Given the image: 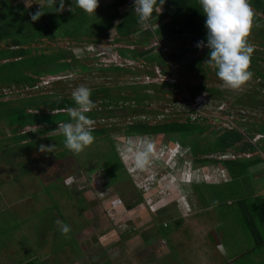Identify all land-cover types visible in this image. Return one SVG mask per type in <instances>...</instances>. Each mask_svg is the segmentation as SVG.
I'll list each match as a JSON object with an SVG mask.
<instances>
[{
	"label": "rangeland",
	"instance_id": "374dc122",
	"mask_svg": "<svg viewBox=\"0 0 264 264\" xmlns=\"http://www.w3.org/2000/svg\"><path fill=\"white\" fill-rule=\"evenodd\" d=\"M14 1L21 0H8L9 3ZM22 1L26 3V0ZM33 1L53 6L56 0H52L51 3H49V0H27L28 5L34 3ZM111 2L112 0H100L96 13L88 14L84 11L85 14H80L77 21L72 19L64 22L63 25L69 26V32L64 30V28L55 29L54 33L58 36L56 40L46 37L39 42L36 41L37 43H33V46L40 48L36 52H40L41 48L49 49L51 47L57 48L58 46L73 50L78 55L79 62L86 63L89 68L87 71H80L79 66L67 69L65 68L64 60L61 59L59 62L41 67V69L48 68V70L43 71L40 75L41 81L38 82V87H17L16 91H12L5 96V98H16L19 95L24 96L29 93L55 91L61 83L60 88H64L67 92L80 85L90 88L92 85L104 84L109 86V84H114L115 87L113 88L116 90L114 91L113 100L118 101V103L113 105L115 106L114 110H116L113 114L109 113L105 118L101 119L104 124H113L112 138L114 142L108 141V138L97 136L89 146L79 153H73L64 146V138L59 130L56 129L54 137L47 138L45 142L36 144L29 156L24 157L22 155L23 158L19 154L21 151L19 147L17 148L18 145H16L18 140L8 139L6 141V139H3L4 133H0V146L2 147V144L5 146L4 144L8 143V148L6 147L4 151L6 152L7 161L4 159V152L0 150V181H8L6 184L0 185V194L3 195V200H0V264H20L29 260H35V264H82L79 258L84 256L81 251L85 249L82 246L83 242L89 245L95 239L96 243L92 246L98 247V253L103 250L105 256L102 257L101 255L94 261L98 263L101 261V264H113V260H111L109 255L112 248L116 247L115 249H117L118 253L120 247L125 248L126 254L137 252V250L141 251L142 247L144 248L143 245L139 249V240L141 241L140 235H137L139 232L134 235L131 234L132 237L126 238L125 232L132 226L143 224L151 217L160 216V212H165V217L170 215L186 216L183 218H186L188 225V227H184L185 230L180 228V231L175 233V235L178 234L181 237L182 242L177 241L175 243L168 239L172 251L168 254L166 262L178 260V264H223L224 258L228 257V260L234 259L230 264H264V245L242 255L244 251L255 245L257 241L255 234L248 229L246 219H244L245 214H248L249 211L253 213L254 220L261 231V237L264 238V174L263 177H258L254 173L261 166L253 165L244 172L241 171L239 176L235 175L228 181L220 180L218 183H201V191L203 193L207 192L205 204H211L210 215L214 217L211 220L206 217L208 222L202 225L197 220L192 222V218L187 217L192 212L193 204H185L183 209L175 205L177 196L175 188L178 187L176 185H178L179 179L177 176L167 175L162 180V191H156L155 187H148L149 184L142 181L141 176L150 173V171L153 172V170L156 173L163 166L158 165L159 162H157L155 164L156 168L148 170L151 164H145L146 166L142 164V167L134 164L136 163L135 155L137 152L143 150V146L150 141L154 144L153 150L161 151L159 155L168 156L170 149L168 148L166 152H163L162 150L164 149H161L156 143L157 139H162L163 135H152L151 139L146 140V134H128L126 131L128 123H134L139 119L145 120L150 124L153 123V125H163V123L180 125V122L191 118V120L197 121L194 122L195 124H191L194 129H202L204 124H210L211 129L216 128L215 132H219L226 127L237 126L248 133L249 125L254 126L255 124L258 126L264 122V80L251 75L240 87L233 89L226 86L217 77L215 66L212 64H209L210 68L207 71H201L197 68H183L181 67L182 65L178 66V64L174 63L170 67V63H165L166 61L168 62L165 58H161L164 62L163 65L176 72L169 73L170 75H156L154 78H148L144 73H136L141 74V76L134 78V72L123 70L116 73L111 70H104V68H107L105 64L108 63V60L100 53L105 50V47L110 54L109 57L119 58L122 64H125L123 67H129L132 70H144L145 68L138 67L139 64H142L141 62L134 63L129 61L130 57H120L116 49V43L109 44L105 40L92 43L86 40L75 41L70 38V36H76L80 33L87 34L91 32L89 21L94 22L95 26H99L96 28L98 32L101 29L100 23L103 25L106 19H109L110 15H112L111 9L108 10L105 7ZM250 6L253 11H257L251 4ZM65 9H68V7H65ZM3 10H0V18L5 16ZM196 11L187 16L195 19H203L205 17L200 8ZM258 14L262 15L261 12ZM179 15L182 16V21H185V11L179 13ZM62 17L63 14H55L53 19L56 20ZM103 17L105 18L103 19ZM182 21H178L177 24L180 25ZM185 23L192 24L190 28L196 26L194 19L186 20ZM28 26L25 29L16 26L14 34L21 33L20 39H25L24 35L35 33L36 28L31 21ZM139 26L142 27L141 25ZM253 26H256V28L250 31L247 39L251 46H256L255 41H253L254 38L257 41L264 40V36L260 35L264 33V19L259 22H253ZM112 34H114L112 37L114 39L117 35L116 31L112 30ZM189 42L192 43V41ZM2 43L3 45L5 44L4 41ZM120 46H123V44ZM129 46L132 45L129 44ZM260 50L255 51L254 54L263 56L264 52L262 49ZM36 52L31 54L35 55ZM188 55L186 54V56ZM25 56L30 57L31 60L33 59L28 54ZM85 63L83 68H86ZM259 63L264 68V61L259 60ZM148 81H155L154 85L150 86L151 90L147 91L154 94L151 99L146 98L145 101L140 103H134L131 98L126 101L128 109L131 105L133 108L136 107L139 111L141 110L140 112L143 114L132 113L128 109H124L125 107L122 108L121 106L124 103L122 104V101L117 100L118 97L127 94L133 95V97L138 94L144 95V91L147 89H144V85L127 88L117 86H125L133 82L146 84L149 83ZM185 83H206L218 86L223 94L218 95L217 93V95H213L206 90L201 93H192L191 90L194 87L191 90L187 87L184 88ZM4 89L9 90L7 87ZM118 93L121 94L118 95ZM255 94L260 100V104L253 103V98H256L254 97ZM239 95L244 101L243 104L235 102ZM102 107L104 106L102 105ZM104 110H110V108ZM105 113L108 112L105 111ZM65 117L63 115L61 118L64 119ZM42 119L50 123L60 120L50 114L43 116ZM1 123L0 126L5 131V135H9L10 128L5 126L2 121ZM97 124H99V121L96 120L92 121L91 125ZM57 126L58 123H55L54 127ZM47 135L49 134L45 133L40 136ZM255 135L252 138L253 142H257L258 138H260L257 133ZM169 136H172L170 137L172 139L181 140L183 143L186 141L185 144L189 145V149L186 148L182 153L183 156L186 155L191 158L192 146L195 155L200 153L198 156H205V154L199 152L197 145L192 140L197 141L199 145L203 146L202 148L206 149L207 144L214 140L215 133L211 134V131L208 130L203 134L198 132L195 135H187L183 131H175ZM60 138L62 139L59 140ZM245 138L251 140L250 136ZM58 140L60 147L56 146V153L54 152V147H51V152L39 151L40 144L53 146L55 141ZM117 144L120 145L121 151L117 150ZM60 148L62 149V155L58 154ZM229 149L226 153L218 151L212 153L211 156L213 158H221L222 156L235 158L257 154L255 150L237 152L234 149ZM261 155L264 156V152ZM119 156L124 160L125 167L119 163ZM23 160L24 165L29 166L27 173L22 170L23 165L21 162ZM203 167L210 168L214 178L217 177V172H220V169H225L222 162L217 161L213 165L204 164ZM128 170L134 174L137 182L130 179L131 173ZM196 170L188 168L183 174H194ZM259 171L260 173L264 171V167H261ZM15 177L16 180L12 179ZM9 181L12 182L9 183ZM133 185L141 188H134ZM98 190L100 194H98ZM75 191L80 195L93 198L95 201L88 202L83 197L76 195ZM106 193H108V198L105 197ZM138 193H141V197L144 200L138 202L132 209L127 208V204L132 203ZM183 199L184 197H182ZM242 199H244L243 203L248 206L246 211H244L243 206L239 202ZM184 202L188 203L186 200ZM202 204L204 205V202ZM78 207L84 208L79 210ZM152 209L155 210L152 211ZM207 213L206 211L198 212L199 215L203 216ZM58 219L70 225L71 231L67 236L62 235L59 231L56 224ZM174 223L173 217L166 220L168 226ZM83 226L87 232L85 239H88V243L87 239L81 241V239H84L83 235H80L84 229ZM208 229H210V233L207 238L212 239L214 244L209 245L208 242V250H202L195 241H192L193 236L189 232L193 231L197 236H200L203 233L206 234ZM131 238L135 240L134 245L128 242ZM90 240L91 242H89ZM92 246L91 250H94ZM153 248L155 249L154 246ZM214 248L216 249L215 255L222 259L215 258L213 261V257H211L212 263H210L209 254L213 252ZM159 249L158 253L162 251V247H159ZM207 252L208 254H206ZM76 259H78L77 262L75 261ZM137 262L138 260H136ZM145 264H148V262Z\"/></svg>",
	"mask_w": 264,
	"mask_h": 264
},
{
	"label": "trees",
	"instance_id": "16d2710c",
	"mask_svg": "<svg viewBox=\"0 0 264 264\" xmlns=\"http://www.w3.org/2000/svg\"><path fill=\"white\" fill-rule=\"evenodd\" d=\"M33 2L34 3H31L27 6V4L22 0L11 3H9L8 0H0V10L4 9L3 12L5 14V16L0 18V89H2L0 90V125L2 124V121L5 126L10 128L9 135H5V131L0 126V133H4L3 139H6V141L8 139L18 140L16 141L18 142L16 145H18L17 148L19 147V150L21 151L19 154L21 156L23 155L24 157L29 156L36 144L45 142L47 138L54 137L55 133L52 132L54 129H56V127H54L55 123L66 122L70 119L68 114L69 109L76 107L71 95L74 89H72L70 92H67L64 88H60L62 84L61 83L55 91L29 93L28 95L24 96L19 95V97L16 98H5V96L9 95V93L12 91H16L17 87H38V82L41 81L40 75L43 71L48 70V68L41 69V67L47 64L59 62L61 59L64 60L65 68L67 69L74 68L76 66L80 67V71H87V69H89L85 62H79L77 58L78 55H76L73 50H67L63 46H58L57 48L51 47L49 49L41 48L40 52H36V50L40 48L33 46L34 42H39L42 38L50 37L53 40H56L58 36L54 33L55 29L64 28V30L69 32V26L66 24L63 25V23L72 19H76L77 21L80 14H85L84 11L78 7H75V5H73L72 11L70 8L72 5V0H65V7H68V9L57 12L58 9L56 7V3L58 0H56L53 6L43 3L45 5L43 9L45 13L39 18V20L32 21L30 14L37 11L40 7L37 1ZM159 3L160 0H157V8L159 7ZM249 3L257 10L253 11V22H259L260 20H263L264 0H249ZM105 7L108 8V10L111 9L110 12L112 15H110L109 19H106L103 25L100 23L101 29L98 30V32L96 31V28L99 26H95L94 22L89 21V25L92 29L91 32H88L87 34L80 33L76 36H70V38L75 41L86 40L91 41L92 43H97L103 40L109 44L116 43V49L123 57H130L137 62H143L146 69L132 70L129 67L116 65L113 66V68H104V70L113 69L116 73L124 70L134 73H146L147 75L151 76L167 75L169 73L172 74L176 72H173L171 68L164 66V62L161 60V58L167 59L168 62L166 61L165 63H170V67L172 63H174L178 64V66L182 65L181 67L183 68H197L201 71H207L210 68L209 63L205 61L208 56L209 49L207 47H196L197 41L206 39V28L204 26L205 17L203 19H195L187 16L192 12H197L196 10L200 8L199 0H166V2L161 6V13L154 11L148 27L145 28L139 26L140 24L137 22V16L135 12L132 11L133 1L112 0V2ZM184 11L186 13L185 21H188L189 19L195 20L196 26L194 25V28H190L192 24H186L185 21H182V16H180L179 13ZM259 12H261L262 15H259ZM55 14H63V17L54 20L53 16ZM104 18L105 17H103V19ZM118 18L119 20L117 21ZM30 21L36 28L35 33L30 35L28 33L27 35H24L25 39H20L21 33L14 34L16 26L22 29L28 28ZM178 21H182L180 25L177 24ZM255 28L256 26L252 25L251 30ZM112 30H115L117 35L114 39L110 40L109 34ZM260 35L264 36V33ZM155 40H158L159 44L155 45ZM2 41H4V45ZM189 41H192V43ZM253 41H255L256 46H252L253 52L251 54L249 70L252 73V76L256 78H262L264 80V68L262 67V64L259 63V60L264 61V55L261 56V54H254L255 51H261L260 49H262L264 52V40L257 41V39L254 38ZM121 44H123V46H120ZM129 44L132 46H129ZM33 52H36V54H31ZM49 52H51V54H49ZM27 54L32 56L33 59L31 60L30 57L25 56ZM186 54L189 55L186 56ZM84 63L86 68H83ZM136 85L137 84L116 86L120 88H127ZM153 85L154 83L150 84V86ZM5 87L9 88V90H5ZM185 87L190 88V90L194 87V89L191 90L192 93H201L203 90H206L211 92L213 95H217V93L218 95L223 94L222 90L218 86H212L206 83H185L184 88ZM89 89L91 90V99L94 102V106L86 115L91 121H99V124L93 126L91 125L94 138L97 136L101 138L102 136L106 139L108 138V141L113 143V124L111 125L110 123V126L108 124H104V121L101 119L105 118L107 114H113L116 111L114 110L115 106L110 107L112 108L111 110H104L106 109L107 105H116L118 103V101L113 100V95L115 94L114 91L116 89L104 84L92 85ZM144 93V95L138 94L135 95V97H133V95L127 94L116 99L122 101V104L124 103L121 106L122 108L125 107L124 109H128L126 102L128 98H131L134 103H140L145 101L146 98L151 99L154 96L153 93H149L147 91H144ZM119 94L121 93H118V95ZM254 97H256V94ZM235 102L240 104L244 103L240 95ZM253 103L260 104V100L257 97L253 98ZM102 105L104 107H102ZM128 110L132 113L135 112L137 114H143L140 112L141 110L139 111L136 107L133 108L131 105L129 106ZM105 111L108 113H105ZM49 114L56 116L58 119H60L63 115L66 117L64 119L61 118L55 123H50L49 121H44L42 119L43 116ZM194 122L197 121L188 118V120L180 122V125H173V123H163V125H166L163 126L162 124L153 125L145 120L139 119L134 123H128V128H126V131L128 134L139 133L140 135H155L159 132L161 134H166V136L170 138L172 136H169V134L174 133L175 131H183L187 133V135H195L198 132L203 134L209 130L211 131V134L215 133V138L207 144L208 146H206V149L202 148L203 146L199 145L197 141L192 140L194 141L193 143L197 145L201 154H212L218 151L226 153L230 150L229 148L234 149L237 152L255 150L257 154L253 156L226 158V165L229 166L232 174H234V172L240 171L239 175L241 174V171L244 172L247 168L252 167L253 165L264 167V156L261 155V153L264 152V122L260 123L258 126L255 124L254 126L249 125L248 127L250 128H248V133L237 126L226 127L219 132H215L216 128L211 129L210 124H204L202 129H194V127L191 125L192 123L195 124ZM27 126H31L33 129L27 130ZM45 133H48L49 135L40 136ZM256 133L262 134L263 137L258 139L257 142H253L252 138H254ZM246 136H250L251 140H247L245 138ZM61 139L62 138L59 140ZM59 140L55 141L52 146L54 147L55 153L56 146L60 147ZM7 144L8 143L4 144L5 146L2 144V147L0 146V150H2V152L5 151L6 147L8 148ZM259 150L260 152L258 153ZM5 154L6 152H4V159L7 161L8 159L6 158ZM58 154L62 155L61 148L59 149ZM199 154L200 153H198V155ZM198 155L196 158L198 162L206 163L212 159L210 157H198ZM217 160V158H213L212 161ZM21 163L23 165V172L27 173L26 171H28L29 166L24 165V160ZM119 163L125 167V163L120 156ZM260 168L256 169L254 173L258 177H263L264 171H261L260 173ZM12 179L16 180V177ZM7 182L8 181L5 180L0 181V185L6 184ZM10 182L12 181H9V183ZM138 199H142L141 196H139ZM0 200H3L2 194H0ZM239 202L243 206L244 211H246L248 206L243 203L244 199L239 200ZM244 219H246V226L253 234H255L257 241L255 245L244 251L242 255L252 252L257 247L264 245V238L261 237V231L254 220L253 213H250L249 211L248 214H245ZM20 264H35V260L25 261Z\"/></svg>",
	"mask_w": 264,
	"mask_h": 264
},
{
	"label": "clouds",
	"instance_id": "9594fccd",
	"mask_svg": "<svg viewBox=\"0 0 264 264\" xmlns=\"http://www.w3.org/2000/svg\"><path fill=\"white\" fill-rule=\"evenodd\" d=\"M51 2L52 0H49V3ZM99 2L100 0H72L70 8L73 11V5H75V7L82 9L86 13L92 14L96 13ZM165 2L166 0H160L159 7L157 8V0H133L132 11L137 16V22L142 27H148L153 12L158 11L161 13V6ZM26 4L28 6L27 0ZM199 4L200 11L205 16L206 39L197 41L196 47H207L209 52L205 61L215 66L217 77L226 86L233 89L238 88L251 76L249 66L253 48L248 43L247 38L253 25V10L249 0H199ZM39 5V9L30 14L32 21L39 20L45 13L43 11L45 5L42 3H39ZM56 7L58 9L57 12L63 11L65 0H58ZM104 49L100 54L108 60V63L105 64L107 68L116 65L125 66L119 58L109 57L110 54L107 52L106 47ZM119 56L122 57L121 54ZM128 60L138 63L131 58ZM141 63L138 67H145L143 62ZM138 75L133 73L134 78L138 77ZM146 76L148 78L155 77L147 74ZM148 82L147 84L150 85L155 81ZM71 95L76 107L69 109L68 114L70 119L66 122H58L56 129L59 130L64 138V146L73 153H79L94 140L91 128L92 121L86 115L94 106V102L91 99V90L85 85L75 88ZM109 106L107 105V107ZM26 129L31 130L33 127L27 126ZM56 129L52 133H55ZM257 134L260 138L263 137L262 134ZM51 147L52 145L40 144L39 151L51 152ZM116 147L118 151H121L119 144ZM151 151L152 144L146 143L143 146V150L137 152L135 159L138 166L146 162L147 156ZM56 224L62 235L67 236L70 233L71 227L69 224L59 219L56 221Z\"/></svg>",
	"mask_w": 264,
	"mask_h": 264
},
{
	"label": "crops",
	"instance_id": "0c3cea01",
	"mask_svg": "<svg viewBox=\"0 0 264 264\" xmlns=\"http://www.w3.org/2000/svg\"><path fill=\"white\" fill-rule=\"evenodd\" d=\"M109 35H110L109 39L112 40L113 39L112 37L114 35V34H112V31ZM110 107H111V105L109 107H107V109ZM110 110H111V108H110ZM157 134L163 135V137H162L163 140L157 139L156 143L161 147V149L162 148L164 149V150H162L163 152H166L169 148L170 149L169 155L168 156H164V154L159 155V153L161 151L153 150L154 149L153 142H151V141L148 142V143L152 144V151L148 154L146 162H144L142 164L143 165L151 164L149 166L150 168L148 170H150L151 168H156L155 164L157 162H159L158 165H161L163 167L160 171H158L156 173L153 170V172L150 171V173L143 174L141 176L142 177L141 180L147 182L149 184L148 187H155L156 191H162V189H163L162 180L167 175L174 176V177L177 176L179 179L177 182L178 185H176L178 187L175 188V194H177V196L175 198V205L177 207H179L180 209H183V208H185V204H189V203L193 204L192 209H191L192 212L187 217L192 218V222H196V220H197V222H200V223H202V225H205L208 222L207 218H209V220H211L214 217L210 215L211 204H209V205L205 204L207 192L203 193L201 191L200 184L206 183V182L207 183H218L220 180L228 181L230 178L233 177L231 175H238L239 176V172H234V174H232L229 166H227L226 162H225L227 156H222L221 158H217L218 159L217 162H222V164L225 166V169H220V172H217V175H216L217 177L214 178L213 175L211 174V169L203 167L204 164L213 165V163L216 162V161H212L213 160V157L211 156L212 154H205V156L202 157V158H204V157L212 158L208 162H206V163L198 162L196 159L197 155L194 154L192 149H191V152H192L191 158L189 156L187 157L186 155L183 156L182 152L184 150H186V148H188L189 145L184 144L181 140H177V139L175 140L172 138H168L166 136V134H161L158 132L155 135H157ZM146 135H147L146 140L151 139L152 135H148V134H146ZM146 137H144V138H146ZM159 141H161V142L159 143ZM175 142H176V145H175ZM135 157H136V155H135ZM198 157H200V156H198ZM221 159H223V160H221ZM134 164L137 165V163H134ZM141 165H139V167H142ZM125 166H126V164H125ZM188 168H190L191 170H195V169H197V170L194 174L188 173V174H190L189 176H188V174H183L185 172V170ZM130 173H131L130 179L132 181L134 180L137 182L136 178H134V174L132 172H130ZM67 185L69 186V183ZM133 187L138 188V189L141 188V187H136L134 185H133ZM75 193H76V195L81 196L84 199H86L88 202L95 201V199L80 195L76 191H75ZM98 194H100L99 190H98ZM181 194H183V195H181ZM140 195H141V193H138L136 199L132 203L127 204V208L132 209V207L137 205L138 202L144 200L142 197H141L142 199H140V200L138 199ZM211 196H212V194H211ZM105 197L108 198V193L105 194ZM182 197H184L183 200H182ZM120 199H121V197H120ZM184 200L188 201V203L184 202ZM202 202H204V205L202 204ZM123 205H125V204H123ZM78 208H79V210H81L84 207H78ZM154 210L152 209V211H154ZM201 211H206L208 213L205 214V216L199 215L198 212H201ZM172 217L175 220V223L168 226V224H166V220H168ZM183 217H186V216H180V215L172 216V215H170L168 217H165V212H160V216L157 215V216L151 217L149 220H147L146 222H144L141 225L130 227L129 230H127L125 232V238L126 237H132L131 234L134 235L137 232H139L137 234V235H140V237H141V241L139 240V245H140L139 249L143 245H144V248L142 247V250L141 251L137 250V252H131L130 251L131 252L130 254L129 253L126 254L125 248L120 247L118 249L119 253H118L117 249H115L116 247L112 248L109 255L111 257V260H113V264H138V263L145 264L146 262H148V264H162L163 262H164L163 264H178V260H175L173 262H166L168 254L172 251V247L169 246L168 239L175 242V243L177 241L182 242L181 237L178 236V234L175 235V233L179 232L180 228L184 229V227H186V226L188 227L187 220H186V218H183ZM83 228H84V226H83ZM190 233L193 236L192 241H195L196 244L199 246V248L202 250H208V248H209V246H207L208 242H209V245L214 244L212 239L207 238L209 236L210 229L207 230L206 234L203 233L200 236H197V234H195L193 231L192 232L190 231L189 234ZM85 234H87V232L84 228L82 230V232L80 233V235H83V237H84V239H81V241L82 240L85 241L87 239V238L85 239V237H86ZM89 242H91V240ZM128 242L131 245H134L135 240L133 238H131ZM87 243H88V239H87ZM95 243H96V239L93 240L91 243H89V245L92 246V245H95ZM89 245H86L83 242L82 246L85 247V249H82L81 251L83 252L84 256L82 258H79V261H82V264H85V263L101 264V261H100V263L95 262V261H96V258L100 257L101 255H102V257L105 256L104 251L102 250L100 253H98L99 249L97 246L96 247L92 246L94 248V250H91V246H89ZM153 246L155 247V249L153 248ZM159 247H162V251L160 253H158V251H160ZM215 250L216 249L214 248L213 252L211 254H209L210 263H212L211 257H213V261L215 258H220V257H217L215 255L216 254ZM224 253H225V248H224ZM206 254H208V252ZM227 258H224L225 260L223 261V264H225V263L230 264L234 260V259L228 260ZM231 258H234V257H231ZM94 259H95V261H94ZM99 259L102 260L103 258H99ZM104 259H105V257H104ZM220 259H222V258H220ZM136 260H138L137 263H136ZM75 261L77 262L78 259H76Z\"/></svg>",
	"mask_w": 264,
	"mask_h": 264
},
{
	"label": "flooded vegetation",
	"instance_id": "af4514ba",
	"mask_svg": "<svg viewBox=\"0 0 264 264\" xmlns=\"http://www.w3.org/2000/svg\"><path fill=\"white\" fill-rule=\"evenodd\" d=\"M111 68H113V67H111ZM106 71H109V70H106ZM111 71H114L113 69L111 70ZM115 72V71H114ZM138 76H140V75H138ZM132 84H137V85H144V89H147V90H145V91H148V90H151L150 89V85L149 84H139V83H137V82H133ZM109 87H114V84H109ZM153 124V123H152ZM141 196V195H140Z\"/></svg>",
	"mask_w": 264,
	"mask_h": 264
},
{
	"label": "built area",
	"instance_id": "2783aa9c",
	"mask_svg": "<svg viewBox=\"0 0 264 264\" xmlns=\"http://www.w3.org/2000/svg\"><path fill=\"white\" fill-rule=\"evenodd\" d=\"M131 1H133V0H131ZM154 44L156 45V44H159V41L158 40H155L154 41Z\"/></svg>",
	"mask_w": 264,
	"mask_h": 264
}]
</instances>
